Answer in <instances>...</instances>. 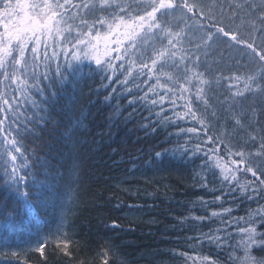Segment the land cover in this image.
I'll return each mask as SVG.
<instances>
[{
  "label": "snow or ice",
  "instance_id": "1",
  "mask_svg": "<svg viewBox=\"0 0 264 264\" xmlns=\"http://www.w3.org/2000/svg\"><path fill=\"white\" fill-rule=\"evenodd\" d=\"M221 45L237 49L241 57L225 58ZM84 60L95 65L91 71L100 77L104 91L97 95L105 103L115 101L117 114L124 99L128 107L139 105L148 113L141 117L146 132L174 129L168 133L176 137L174 147L162 143L160 151L153 149L158 170L176 159L199 161L197 185L220 193L212 201L200 198L207 216L179 221L208 220L217 227L184 238L192 254L169 250L172 255L183 264H223L219 256L201 253L208 246L227 251V264H264V255L253 254L254 249L264 253V0H0L5 184L29 216L59 202L55 247L65 256L70 255L67 215L78 198L75 166L66 179L40 163L56 182L34 194L29 169L37 163L24 141L56 123L47 107L55 103L58 89H53L67 79L68 68L78 71ZM215 88H223V99L209 95ZM257 97L261 104L245 106ZM244 202H249L246 215L234 216ZM212 203L220 208L210 210ZM119 227L114 221L110 230ZM45 247L46 237L40 238L33 251L44 256ZM97 256L99 264H124L112 243L101 246Z\"/></svg>",
  "mask_w": 264,
  "mask_h": 264
},
{
  "label": "trees",
  "instance_id": "2",
  "mask_svg": "<svg viewBox=\"0 0 264 264\" xmlns=\"http://www.w3.org/2000/svg\"><path fill=\"white\" fill-rule=\"evenodd\" d=\"M220 52L225 58L239 59L242 55L226 45L220 46ZM247 60L253 63L251 57ZM78 68V71L68 68L67 79L53 89H58V94L55 103L47 107L56 123L24 141L28 155L37 163V167L29 169L33 174L30 182L35 185L34 194L46 184L56 182L53 175H45L40 163L50 166V173H59L66 179L75 166L73 187L78 198L71 205L64 229L70 241V255L65 256L55 247L56 229L61 222L59 202L36 217L29 216L21 198L5 184L7 176L3 145H0V264H99L97 252L108 243L117 247L124 264H183L182 258L174 257L169 250L192 254V249L185 247L184 238L206 233L210 227H217V223L179 221L207 216L209 213L200 206V198L212 201L219 191L197 185L195 172L199 161L185 164L176 159L158 170L152 163L153 149L160 151L162 143L165 148L174 147L176 137L168 135L174 129L146 132L141 128V117L148 113L139 105L128 107L124 99L120 101L121 114H117L115 101L108 104L103 95H97V90L102 93L104 89L100 87L99 75L91 71L95 65L84 60ZM223 94V88L209 93L221 99ZM261 102V98H250L245 106ZM133 107L136 111L129 119ZM208 179L212 180L211 175ZM216 187L219 188L218 180ZM248 206L249 202L239 204L233 215H246ZM219 208V203L209 205L210 210ZM114 221L120 226L115 231L110 230ZM44 237L45 255L40 256L33 249L37 240ZM11 251L19 255L13 257ZM200 251L213 258L219 256L227 264V251L208 246ZM253 254L257 258L264 255L258 249Z\"/></svg>",
  "mask_w": 264,
  "mask_h": 264
}]
</instances>
